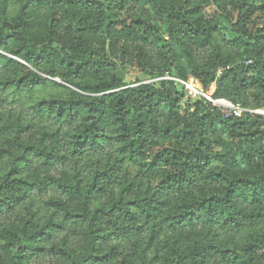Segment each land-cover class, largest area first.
<instances>
[{
    "label": "trees",
    "instance_id": "16d2710c",
    "mask_svg": "<svg viewBox=\"0 0 264 264\" xmlns=\"http://www.w3.org/2000/svg\"><path fill=\"white\" fill-rule=\"evenodd\" d=\"M190 79L264 107V0H0V264H264V121Z\"/></svg>",
    "mask_w": 264,
    "mask_h": 264
},
{
    "label": "built area",
    "instance_id": "2783aa9c",
    "mask_svg": "<svg viewBox=\"0 0 264 264\" xmlns=\"http://www.w3.org/2000/svg\"><path fill=\"white\" fill-rule=\"evenodd\" d=\"M184 86L185 91L190 97L202 96L213 105H215L222 113L224 117L234 116L240 117L243 112H248L250 115L260 116L264 121V107H253V108H243L237 103L232 102L231 100L225 97L213 98L207 93L200 91L198 88L194 87L190 83L181 82Z\"/></svg>",
    "mask_w": 264,
    "mask_h": 264
},
{
    "label": "rangeland",
    "instance_id": "374dc122",
    "mask_svg": "<svg viewBox=\"0 0 264 264\" xmlns=\"http://www.w3.org/2000/svg\"><path fill=\"white\" fill-rule=\"evenodd\" d=\"M120 74L123 78V80L127 83H133L135 81L136 78H139L141 80H145L146 77L140 73L137 68H135L133 65L129 64L127 65V72L125 71H120ZM189 83L191 85H193L196 88H200V85L198 82L193 81V80H189ZM34 209L39 210V213L42 214L43 210L41 207V201L37 198H35V202H34ZM50 260L48 257H43L40 260L37 261V264H50Z\"/></svg>",
    "mask_w": 264,
    "mask_h": 264
}]
</instances>
